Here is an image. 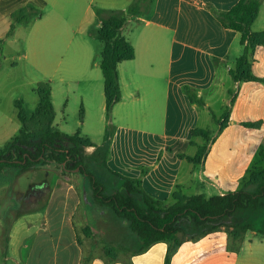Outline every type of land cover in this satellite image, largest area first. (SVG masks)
Instances as JSON below:
<instances>
[{
  "label": "rangeland",
  "instance_id": "1",
  "mask_svg": "<svg viewBox=\"0 0 264 264\" xmlns=\"http://www.w3.org/2000/svg\"><path fill=\"white\" fill-rule=\"evenodd\" d=\"M146 17L149 13L144 12L138 18ZM30 23L15 24L14 28L0 26V149L19 135L20 112L28 119L35 113L39 105L38 84L51 82L56 129L69 135L80 132L91 140L96 148L87 150L95 158L90 170L95 175L103 173L109 184L115 178L104 165L107 153L112 170L141 183L143 191L163 203L177 195L226 194L227 187L213 176L221 174L217 171L225 163L233 164L230 166L235 179L233 191L254 189L247 182L252 171H264V127L250 129L240 123L258 119L264 123V108L257 109L264 102V48L255 51L251 58V74L256 80L236 81L230 71L236 69L237 59L245 51L241 35L222 60L196 51L184 52L169 43L161 52L151 47L152 53L147 56L144 47L138 45L136 61H125L118 67L123 92L109 121L100 68L103 43L98 29L88 34V50L78 57L83 60L59 64L58 52L64 47L53 46L51 40L38 47L43 53L41 57L30 52ZM129 28H133V33ZM138 29V23H133L124 28L123 35L134 43ZM252 29L264 32V1ZM142 58L157 59L146 62ZM255 62L258 73L254 70ZM227 113L228 121L224 118ZM203 130L210 132L206 161L196 164L181 159V156L196 157L199 148L207 143L203 137L193 135L194 131ZM219 163L224 164L209 172ZM29 174L7 169L0 180V264L5 262L6 246L14 253L30 233L24 224L17 222L40 220L36 213L46 208L41 205L42 199L38 203L41 206L32 208L36 205L31 202L33 191L27 197L31 190ZM84 182L90 187L86 179ZM82 210L90 213L89 220L98 218L86 205ZM104 210L114 220H103V229L113 228L117 222L120 226L119 231H112L113 239L118 237L121 243L130 236L137 241L128 222L119 220L113 211ZM228 238L229 247L238 251L235 264H264V236L247 232L238 239L231 235ZM113 247L117 252L119 243Z\"/></svg>",
  "mask_w": 264,
  "mask_h": 264
},
{
  "label": "crops",
  "instance_id": "2",
  "mask_svg": "<svg viewBox=\"0 0 264 264\" xmlns=\"http://www.w3.org/2000/svg\"><path fill=\"white\" fill-rule=\"evenodd\" d=\"M134 1L0 0V26L2 28L12 26L14 24L13 13L27 5L34 6L42 13V16L31 20L32 30L28 37L30 52L35 57H41L43 53L38 50V47L51 40L53 46L64 47L62 51L58 52L57 62L59 64H75L83 60L78 57L88 50L89 32L97 30L101 26L98 11H121L129 18L128 9ZM239 1L153 0L149 17L131 18L127 24V26H132L137 22L139 25L137 41L134 43L130 41L135 47V57L138 54V45L144 47V53L148 56L152 53L151 47H156L161 52L162 47L169 43L184 52L186 50L196 51L214 59H225L230 54L240 33L226 28L215 12L228 11ZM132 29L129 28L128 31L133 33ZM262 48L264 46L256 51ZM154 53L156 52L154 51ZM136 59L133 60L136 61ZM142 59L151 62L157 58ZM253 66L255 70L258 65L255 62ZM258 72L256 71V73ZM118 75L120 77L119 68ZM119 82L121 92H123L120 79ZM259 105L257 109L262 110L264 102ZM246 122L260 123V129L264 127L263 121L259 119L257 121H242L240 125L247 128L243 125ZM94 148L96 147L92 149ZM185 157L181 156V159H185ZM207 158L208 154L204 161ZM106 162L108 168L115 172L108 165V158ZM223 164L213 165L209 172L216 171V168ZM230 166L233 164L226 165L225 163L223 168L217 171L221 174L213 175L227 187V192L233 191L235 183L234 172ZM54 168L56 167L46 165L27 172L30 173L31 186L27 197L29 198L33 191L31 202L36 205L32 208L36 209L43 204L46 205V208L43 212L36 213L40 220H19L17 222L19 225L24 224L30 233L23 238L14 253L9 245L6 246L4 264L7 262L12 264H166L167 243H157L141 253V244L135 238L127 236L121 243L118 237L113 239L112 231L120 230L119 223L117 222L113 228L103 229L105 226L103 220H114V218H109L108 212L104 208L93 203L92 196L90 197L87 193L89 187L84 185L79 172L65 174L62 170L55 171ZM76 175L79 176L77 181L74 178ZM19 176L21 175L19 174ZM149 196L156 200L151 195ZM41 199L43 203L38 205ZM171 201L165 202L168 204ZM84 205L89 207L92 210L91 214L98 218L89 220L90 213H83ZM28 218H33V216ZM14 228L13 224L10 228L9 239L12 238ZM8 231L10 230L7 229V234ZM228 236L225 232H214L199 241L185 242L173 255L171 264H235L238 251L234 248L228 249ZM117 243L120 248L116 252L113 246H117Z\"/></svg>",
  "mask_w": 264,
  "mask_h": 264
},
{
  "label": "trees",
  "instance_id": "3",
  "mask_svg": "<svg viewBox=\"0 0 264 264\" xmlns=\"http://www.w3.org/2000/svg\"><path fill=\"white\" fill-rule=\"evenodd\" d=\"M152 1L135 0L128 9L129 18L121 11H98L101 21L98 35L103 43L100 68L109 121L115 105L122 98L118 65L135 58V47L124 37L123 30L129 19H136L144 12L149 13ZM263 1L240 0L228 11L215 12L226 28L241 35L245 51L237 59L236 69L230 71L236 81L256 80L251 74V58L258 48L264 46V32H254L252 27L260 15ZM41 16L42 13L34 6L27 5L12 14L13 28L15 24L29 23ZM37 94L39 105L33 116L28 119L20 112L22 129L19 135L0 149V180L7 169H19L27 173L38 167L55 165L65 174L79 169L78 174L90 185L87 193L92 196L93 203L113 211L117 218L129 223L137 242L141 244V253L157 243L168 244L166 264H171L173 255L183 243L199 241L214 232H225L235 239L247 232L264 236V171H252L250 174L247 185L254 186L251 191H229L212 197L203 194L190 197L177 195L168 204L154 200L141 189L140 183L108 168V153L104 165L115 182L109 184L103 173L95 175L90 170L95 158L87 152L89 148L95 147L91 140L80 132L72 135L63 133L54 125L56 114L50 82L39 83ZM228 117L229 113L224 116L226 121ZM243 125L257 128L261 124ZM193 135L207 141L199 148L196 157H185L197 164L207 156L210 132L194 131Z\"/></svg>",
  "mask_w": 264,
  "mask_h": 264
},
{
  "label": "water",
  "instance_id": "4",
  "mask_svg": "<svg viewBox=\"0 0 264 264\" xmlns=\"http://www.w3.org/2000/svg\"><path fill=\"white\" fill-rule=\"evenodd\" d=\"M75 171H76V172H79V169H76Z\"/></svg>",
  "mask_w": 264,
  "mask_h": 264
}]
</instances>
